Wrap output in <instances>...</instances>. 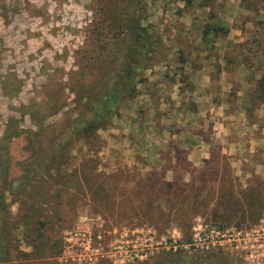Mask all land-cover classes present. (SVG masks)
Returning <instances> with one entry per match:
<instances>
[{"label":"rangeland","instance_id":"obj_1","mask_svg":"<svg viewBox=\"0 0 264 264\" xmlns=\"http://www.w3.org/2000/svg\"><path fill=\"white\" fill-rule=\"evenodd\" d=\"M36 1L28 0L31 5ZM245 1L248 0H241L242 6ZM263 3L264 0H252L251 6L256 10L264 7ZM50 4L51 14H32L30 8L18 21L11 18L9 23H0V35L9 27L13 29L12 39L19 34L21 40H17L24 44V54L37 51L32 67L28 62L21 66L34 69L39 65L37 74L28 72L33 76L32 82L26 79L24 94L14 102L2 97L0 89V135L6 128H15L14 121L9 123L13 117L24 128L7 142L0 136V146L5 147L10 160L8 180L23 176L22 164L31 154L28 132L38 130L35 121H40L41 126L74 123L82 110L76 103V92L97 87L102 72L104 82H111L114 68L124 67L123 50L131 40L128 29L139 25L158 34L162 47L157 62L143 73L135 98L116 111L109 126L98 130L95 139H75L68 165L60 171L62 174L55 173V181L38 175L23 192L15 196L5 193L11 220L15 222L12 227L23 213L32 217L33 209L41 213L31 222L45 225L36 223V230L29 233L37 246L34 249L27 246L20 231L9 230L13 238L7 245L11 259L0 264H72L61 261L59 251L66 234L76 229L88 230L94 246L102 249L103 257L95 264H151L163 254L177 250L187 260L185 264H264V179L252 176L247 182L240 181L229 167H223L221 182L208 177L213 183L206 188V184L197 185L178 195L177 188L165 186L162 173L146 169L142 166L146 159L131 151L134 144L145 143L149 130L147 115L152 112L147 106L152 101L145 102L142 93L148 94L155 87L149 81L151 74L177 66L181 60L178 52L195 50L193 39L202 34L201 20L195 17L191 25H185L182 14L194 12L207 17V9L195 5L183 10L181 0H50ZM117 27L119 33L115 31ZM258 31L263 34L264 25ZM118 43L119 53L115 50ZM95 47H102L100 57L97 56L102 50L96 51ZM82 48L84 55L80 57ZM22 61V56H18L17 62ZM70 79L78 88L73 93L68 86L63 90ZM26 89L33 95L25 93ZM28 98L39 102L37 119L28 115L22 118L17 112ZM46 154L44 150L42 155ZM248 187L260 192L257 197L242 195ZM184 195L188 201L182 200ZM252 197L257 203L249 202ZM39 231L43 234L41 241L33 236ZM44 244L50 250L39 252ZM145 245L150 253L146 259L122 261L126 248Z\"/></svg>","mask_w":264,"mask_h":264},{"label":"crops","instance_id":"obj_2","mask_svg":"<svg viewBox=\"0 0 264 264\" xmlns=\"http://www.w3.org/2000/svg\"><path fill=\"white\" fill-rule=\"evenodd\" d=\"M243 4L226 0L215 19L226 32L204 40L197 34L195 50H180L175 69L153 72L149 81L155 87L142 93L145 102L152 101L149 130L145 143L131 151L146 159V169H165L166 182L173 179L178 152L194 169L218 155L240 181L264 179V33L258 31L264 7ZM196 15L183 13L181 21L206 19ZM190 180L186 173L184 182Z\"/></svg>","mask_w":264,"mask_h":264},{"label":"trees","instance_id":"obj_3","mask_svg":"<svg viewBox=\"0 0 264 264\" xmlns=\"http://www.w3.org/2000/svg\"><path fill=\"white\" fill-rule=\"evenodd\" d=\"M181 1L184 3L183 10H191L195 5L201 9L208 10L207 17L203 21L204 27L201 32L203 40L210 33L223 35L226 32L224 28L217 26L215 23V19L218 17L226 0ZM138 3L141 8L142 3H140V1H138ZM115 31L119 33V28L117 27ZM127 31L131 33V40L126 42L125 50H123V55H125L124 67L118 69L116 66L114 68L115 76L111 82H104L102 72L99 73L97 87L91 89L85 88L76 92V103L82 106V110L78 113L77 119L73 121L74 123L69 121L67 123L68 125L66 124L67 127L65 129L66 125L63 126L61 124L58 125L57 123H53L48 126H41L40 121L37 122V124L36 121L34 122L35 125H38V130L28 132L30 136H27V141L31 154L30 158L22 164L24 170L22 174L23 176L14 180L7 179L10 160L5 147L0 146V262L8 263L11 259L10 256L8 257L9 252L7 250V245L9 242H12L13 238L9 230L16 232L20 231L27 246L34 249L37 246L36 244H33L31 238H29V233H33L34 230H36V223L41 225V227L45 225V223L41 221L35 222V224L34 222H31L32 217H38L41 213V211H34L32 207L30 208L33 209L32 217L30 214L23 213L18 219L16 226L12 227V223L15 222H12L13 219L10 215L9 206L6 203L5 193L8 192L12 196H15L16 194L23 192L25 187L27 188V184L30 185V182H33L38 175L43 176L46 181H55V173L62 174L60 171L68 165L70 153L72 152L71 146L75 142V139H79L80 141L84 138L88 141L90 136L92 139H95L98 130L108 127L116 111L124 104L129 103L132 98H135L137 85L143 81V73L157 62L156 59L162 47L161 37H158V34L149 32L146 28H142L139 25H136ZM98 50H102V47L96 48V51ZM115 50H117L118 53L120 52L119 43ZM102 54L103 50L97 57H100ZM78 55H80V57L84 55L83 48L80 49ZM119 57L120 56H118L117 59H119ZM69 81L68 88L70 92L73 93V91L78 88H76V86L73 87L71 79ZM36 116L37 114H35L34 117ZM38 118L41 119L40 116ZM14 122L16 124L15 120ZM13 127L15 128L6 130L4 137L1 138L2 141L7 142L11 137L19 136V133H21L22 130L18 128V126ZM44 150L47 152L45 156L42 155ZM225 162L224 158L216 155L210 158L202 169H194L186 162L185 155L182 152H178L177 163L172 169V181L166 182L164 178L163 181L168 189H173L174 187L177 188L178 195H181L184 191H188L189 188L193 190L197 185L204 186L206 184V188L209 184L213 183L208 177H213L214 179L218 178V181L221 182V170L223 167H228L224 166L227 164V162ZM157 171H159L160 175L161 173L164 175L166 170L159 169ZM186 173H189L191 176V180L188 183L184 182V175ZM219 174L220 176H218ZM254 177L257 179V176ZM249 193L252 195L256 194L257 197L260 192L256 190V188L248 187L243 191L242 195H247ZM193 195L196 196V198L199 197L198 194L194 193ZM182 200L188 201V197L184 195ZM249 202L252 204L255 202L257 203L256 199L253 197ZM35 207L37 208V205ZM33 236L40 241L43 239V234L40 231ZM62 247L63 246H61V250H63ZM52 248L53 246L51 247V250ZM49 250L50 248L48 249L45 244L42 248L38 249L39 252H48ZM180 252V250H177V252L173 254H163L160 256V259H156L151 264H185L187 260H184V255Z\"/></svg>","mask_w":264,"mask_h":264},{"label":"flooded vegetation","instance_id":"obj_4","mask_svg":"<svg viewBox=\"0 0 264 264\" xmlns=\"http://www.w3.org/2000/svg\"><path fill=\"white\" fill-rule=\"evenodd\" d=\"M28 0H0V23H9V21L12 19L17 20L20 16H23L25 13L27 14V11L31 8V13L35 14L38 12H46V14H51L52 7L50 4V0H37L33 5L29 4ZM88 7V6H87ZM88 9V8H87ZM13 29L9 27V29L6 30V33H3L0 35V89L2 97H4L6 100H10L11 102L15 101L24 94V89L26 88V79L27 82H32L33 76L28 74L29 71H34V74H37L39 65H35L36 68L29 69L26 67H22L21 65L25 66V64L28 62L29 67H32V63H34L35 55L37 51L35 52H25L23 53L24 44H21L20 36L17 34V38L20 40H17V38L12 39ZM85 33L88 32L87 28L84 30ZM12 53L11 55H9ZM30 55V56H29ZM22 56L23 61L17 62V57ZM4 57L6 59H4ZM5 69L4 71H2ZM26 74V75H24ZM66 75V74H65ZM63 90H66L65 87L68 86L64 84ZM44 86H41L43 88ZM32 86L29 84V89H31ZM29 89L25 90V93L33 95V93H30ZM39 102H36V100H33V102L28 98V101L24 104H21L18 108L19 115L24 118L25 115H28L30 119H34L35 114L37 113L36 106ZM32 105L33 107H25V105ZM11 120H17L16 126L20 128L21 130L24 129L20 125V121L16 119L15 117L11 118L9 120V123ZM8 123V125H9ZM15 126V124H14ZM8 127V126H7ZM7 128L4 129L3 133L0 135L4 137L5 132ZM34 131V130H33Z\"/></svg>","mask_w":264,"mask_h":264},{"label":"built area","instance_id":"obj_5","mask_svg":"<svg viewBox=\"0 0 264 264\" xmlns=\"http://www.w3.org/2000/svg\"><path fill=\"white\" fill-rule=\"evenodd\" d=\"M82 221L87 220L81 218ZM60 260L64 263L72 264H95L103 257V251L99 247L94 246V238L88 230L76 229L66 234L63 240V247ZM148 247L143 248H126L123 262H134L143 260L150 254Z\"/></svg>","mask_w":264,"mask_h":264}]
</instances>
